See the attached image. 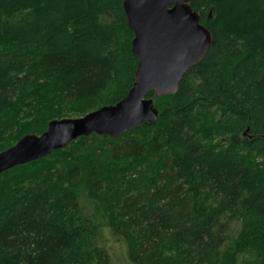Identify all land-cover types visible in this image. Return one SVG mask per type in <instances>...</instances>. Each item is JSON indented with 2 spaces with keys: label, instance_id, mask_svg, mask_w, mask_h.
<instances>
[{
  "label": "trees",
  "instance_id": "obj_1",
  "mask_svg": "<svg viewBox=\"0 0 264 264\" xmlns=\"http://www.w3.org/2000/svg\"><path fill=\"white\" fill-rule=\"evenodd\" d=\"M122 1L0 0V152L128 94ZM190 7L211 44L175 95H148L155 123L1 174L0 264H114L113 245L127 264H264V0ZM110 183L120 224L101 229Z\"/></svg>",
  "mask_w": 264,
  "mask_h": 264
},
{
  "label": "water",
  "instance_id": "obj_2",
  "mask_svg": "<svg viewBox=\"0 0 264 264\" xmlns=\"http://www.w3.org/2000/svg\"><path fill=\"white\" fill-rule=\"evenodd\" d=\"M192 0H123L131 52L137 60L135 82L118 103L100 107L81 118L52 120L41 135H25L0 152V176L15 167L48 157L81 137L124 133L156 122L158 113L147 98L173 96L187 71L197 65L211 44Z\"/></svg>",
  "mask_w": 264,
  "mask_h": 264
},
{
  "label": "rangeland",
  "instance_id": "obj_3",
  "mask_svg": "<svg viewBox=\"0 0 264 264\" xmlns=\"http://www.w3.org/2000/svg\"><path fill=\"white\" fill-rule=\"evenodd\" d=\"M82 111V109L80 110V112ZM94 111V110H93ZM92 112V111H90ZM89 111L84 113V115L90 113ZM78 115V113H77ZM77 115L71 114L68 115V117L66 119H77V118H81L83 116H79L77 117ZM95 143H97L95 141V139L89 138L87 141L83 142V141H76L73 144H71L70 146L67 147V151L73 152V153H78L79 152H85L87 150L92 149V146L95 145ZM154 161L152 158L148 159V162L145 163L144 165H142L139 169L138 172H142L144 171V174L141 176L142 179H144L145 181L150 180V178H152V173L149 170H152V167L154 166ZM119 190H121V188L119 187H115L113 183H110L107 185V188L104 190V192H106V194H104V198L108 199V205L106 208V213L103 212V210L100 209L99 211V216L102 215L104 216V220L102 221H95V223L97 224L98 227H100L101 229H105L107 228L106 225H104V223L109 224L115 222L116 224H120V221L118 220V204H116V196L119 195ZM81 200L82 202L87 206V209L92 208L91 207V201L88 200V197H86L84 194L81 196ZM105 236H108L106 231L104 232ZM108 246H110L108 244ZM111 248H114V251H112V253H114V255L112 254V258L114 261V264H127L121 254V249H119V247L117 245H113L110 246ZM176 257L175 260H180L177 252H167V253H163V254H159L158 256H156L155 254H151L149 255V261L154 262V264H166V257ZM174 264V263H173Z\"/></svg>",
  "mask_w": 264,
  "mask_h": 264
},
{
  "label": "bare ground",
  "instance_id": "obj_4",
  "mask_svg": "<svg viewBox=\"0 0 264 264\" xmlns=\"http://www.w3.org/2000/svg\"><path fill=\"white\" fill-rule=\"evenodd\" d=\"M154 190V189H153ZM200 216V215H199ZM206 216V215H205ZM96 243V242H95ZM222 262V261H221Z\"/></svg>",
  "mask_w": 264,
  "mask_h": 264
}]
</instances>
